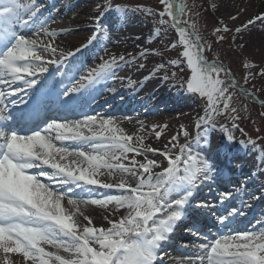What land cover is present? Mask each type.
Segmentation results:
<instances>
[{"label":"snow or ice","instance_id":"6c2138e0","mask_svg":"<svg viewBox=\"0 0 264 264\" xmlns=\"http://www.w3.org/2000/svg\"><path fill=\"white\" fill-rule=\"evenodd\" d=\"M159 5V10L140 5L133 9L120 5L113 8L111 0H104L95 7L98 15L93 18L92 35L80 48L65 52L54 42L55 37L64 34L63 30L57 33L49 29L50 18H42L38 0H0V264H162V250L184 219L196 191L221 175L212 160L194 151V147L209 144V132L215 129L218 116H228L233 121L231 128L220 125L231 143V129L237 128L235 121L241 119V109L232 103L234 94L257 98L238 84L223 62L210 61L205 55L212 44L191 18L201 14L194 3L159 0ZM209 8L215 10L217 4L210 2ZM113 11L124 18L129 12L159 17L156 23L160 27L153 29L146 43L159 38L169 21L175 29L178 43L168 47L180 46L182 51L168 63L173 67L186 64L190 75L173 86L205 102L204 114L195 123L196 137L190 141V133L183 124L180 133L171 136L169 143L172 148H179L178 154H171L168 145L163 151L146 145L144 136L126 133L111 117L97 114L69 119L67 115H58L75 112L82 107L84 93L91 95L97 85L117 79L121 67L131 66L137 59L131 53L101 56V62L78 81L63 68L101 34L107 36L102 21ZM238 15L230 19L235 20ZM257 22L264 24V13L236 27L235 33L247 31ZM229 30L227 25L215 28L216 41H223L224 36L218 34ZM236 38L233 36V41ZM148 54L145 48L138 56L144 58ZM152 54H156L154 50ZM53 65L55 68L50 70ZM138 67L143 68L144 64ZM164 67L157 65L153 71ZM244 67L253 65L245 63ZM259 74L264 75V69ZM57 76L61 79L57 80ZM175 77L173 72L162 79ZM66 78L68 84L63 83ZM247 78L246 75V81ZM134 83L129 80L130 86ZM257 102L264 105V101ZM53 107L56 115L49 114ZM166 127L152 126L157 139ZM157 128L160 131H155ZM180 134L185 142L172 143L178 142ZM148 153H159L167 166L149 159ZM137 156L144 160L138 161ZM157 168L161 171H154ZM105 175L109 181L101 179ZM113 177L115 182H111ZM88 186L116 189L119 194L103 198L69 195L74 188L83 192ZM242 187L236 188V193ZM230 198H234L232 192L226 190L221 194V202ZM87 205L106 209L110 214L126 211L118 219L106 216L108 227H97L83 211ZM243 207L251 205L244 203ZM244 215L242 210L232 207L218 219L225 225L230 218ZM211 231L209 228L208 232ZM194 234L199 236L198 232ZM204 240L207 242L199 245L192 243L195 254L185 256L178 264H264V227L212 239L204 236ZM61 251L67 255L60 254ZM12 253L20 254L22 261L11 260Z\"/></svg>","mask_w":264,"mask_h":264},{"label":"rangeland","instance_id":"374dc122","mask_svg":"<svg viewBox=\"0 0 264 264\" xmlns=\"http://www.w3.org/2000/svg\"><path fill=\"white\" fill-rule=\"evenodd\" d=\"M48 1L49 0H38V3L42 8V18H47V16L49 18L50 16L51 20L49 19L48 24L49 29L56 30L57 33H60L61 30H63L64 32V34L58 35L54 38V42L56 45L59 46V49L65 52L67 51L64 48H66L67 46L69 47V50L74 49L75 45L72 44L71 38H69V32H77L84 34L81 43L85 42L86 39L92 35V31L95 27L93 23V18L98 15L96 11L93 12V10H88L87 12H80L77 14L74 13L72 15V18H74L73 22H64L62 20L57 19L56 13L59 6L57 7V9L47 11L49 10L48 7L50 5V2L48 3ZM21 2H30V0H21ZM103 2L104 0H85L82 4H87L94 8L98 3ZM184 2L189 5L194 3L197 6L196 10L201 13L198 17L191 18L195 19L198 22L199 31L201 35L212 44L211 49L205 52V55L208 57V59L210 61L218 59L219 61L223 62L225 67L231 70L234 79L238 82L239 85H242L245 88L249 89L258 101H264V75L259 74L261 69H264V42H258V40L250 38L248 36L250 33L252 34V28H248L247 31H244L239 34L235 33V28L240 26L239 23L243 22V20L248 17L247 13L249 11H245L247 17H245L244 14V18H242L241 12L239 13L237 19L232 20L230 19L233 14L232 11L230 12L221 0H184ZM210 2L217 4V8L215 10L209 8ZM111 4L113 8H115L116 5H120L121 7H127L129 9H133L137 5L150 7L153 10H159L161 8V6L159 5V0H111ZM201 5L202 7H200ZM54 6L55 5H53L52 7ZM52 7H50V9ZM71 12L72 10L69 11L67 14H70ZM118 14L120 16H114V20L112 22H117L120 19H126L129 22V26L131 27V29H129L130 31L128 30L127 32L129 33V37L132 36V42L130 44L114 45L113 48L110 50H108L109 48L101 50L95 56L96 58L94 57V65H97L98 60H100V57L104 56L105 53H112L114 55L131 53L133 56H137V59L131 66H127L126 69L122 71V73L120 72V74H117V76L121 77L122 79L125 78L123 80H127L128 76L131 77L137 74H142L144 77L155 75L158 77L157 85L165 87L164 90L166 88L168 89V91L176 89L179 92L180 88L173 86L174 83L178 82L181 79H186L187 76L190 75V72L189 70H187L186 64H183L181 67H173L171 64L168 63L170 60L177 59L179 52L182 51V48L180 46L175 49H169L168 47L171 43H178V37L176 35L175 29L171 26V22L169 21L167 25L163 26L161 36L159 38L153 39L151 43H146L153 29L155 27H160L156 23V21L159 20V17H147L141 12H129L126 18L122 17L120 13ZM82 17L83 20L81 21L80 18ZM111 18L113 17H111L110 14L106 16V19ZM165 19L167 20L168 18L165 17ZM223 25H227L230 30L228 32H220L218 35L224 36V40L217 42L216 36L213 34V30L217 27H222ZM134 27L136 28V31L132 29ZM68 30L69 32H67ZM122 33H124V31H122ZM107 34H110V30H107ZM28 35H31V33ZM104 36L105 35L101 34L100 37L93 43V46L97 44L96 42H101V39ZM233 36L237 37L235 41H233L232 39ZM59 43H63V45L60 46ZM240 45H243V47H240ZM93 46H89L88 48H91ZM96 47H98V45H96ZM145 48L149 50V54L147 55V57L144 58L139 57L138 53L143 51ZM153 50L156 53L155 55L152 54ZM82 55L80 57H77L76 59H80ZM93 62H91V64ZM245 63L253 65V67H244ZM140 64H144V67L139 68L138 66ZM160 64H164L165 67L154 72L153 70L157 67V65ZM173 72L176 73L175 80L169 79L168 81H164L162 79L165 74L171 76ZM123 73H125L124 76H122ZM246 75L248 77L247 81L245 80ZM78 80L80 79H77L76 81ZM230 91L232 90L230 89ZM183 95L185 101L190 102L189 104L191 105V108L188 109L189 111L185 115V117L176 120V125L171 128L170 132L168 133L169 135L166 139L162 138V136L157 139L154 133L150 135L149 131L144 128L143 130H139V132L144 137L148 138L150 141L153 142L154 139L157 140L156 144L160 146L159 148L161 150H165V145H168V148L170 149L171 154L173 155L179 153V148H172V145L169 143L171 136L180 133V125L183 124L190 133L188 139L190 141L193 140L192 136L197 135L196 131L198 132V129L195 126L196 120L198 116L204 114L205 102L202 99H200L199 97L193 98L186 92ZM257 100H253L252 97H240L238 93L234 94L232 103L234 106H237L241 109V119L235 121L238 127L231 129V134L234 136V140L229 143L226 139L225 133L220 130L221 124H223L225 127L231 128L233 121L228 116H218L216 117L215 121V129H212V131H210L212 135H215L217 137H212L209 146L205 147L204 149L202 148L203 151H201L200 153L206 155L209 159H211L212 154H214L216 150L219 149V154L224 151L226 159L225 162H228L230 165L228 167L232 169L234 168L232 167L234 159L238 157L241 158L242 163L239 165V168H244L245 170H247L250 173V176L251 174L253 175L254 172H260L262 178L254 176V184L257 185V187H263L262 191H264V186L260 185V182L264 181V162H262V160H264V115H261V113H264V105L257 102ZM118 102L120 101L108 102L109 107H107V109L114 107ZM244 105H247L246 111H244ZM152 116L154 115L152 114ZM241 129L243 131H241ZM249 140L253 141L254 143L249 144ZM184 142L185 137L180 134L178 137V142L172 143L183 144ZM233 154H235L234 157H231L230 155ZM243 155H249L248 159L244 160ZM147 156L149 159L157 160L162 167L167 166V161L164 159L163 156L159 155V153H149L147 154ZM136 159L142 162L144 160V157L137 156ZM225 162H223L224 165H226ZM156 170L159 172L161 171V168H157ZM234 170H236V168ZM53 186L57 187V185L55 184H53ZM228 186H232L231 183H229ZM232 187L234 188L230 190L228 189V191L234 192L236 194V187ZM212 188H214L213 185L210 186L208 190H205V192L207 191L209 193ZM212 191L214 192V190ZM254 196H257V194H254ZM216 203L217 200H214V202L208 203L207 205H212ZM90 206L94 208L97 207L94 205ZM244 209L245 208H243V211L245 212L246 209ZM103 211L104 213L98 215H91V213L88 212H85V214L91 216L94 224L97 227H108L107 220L105 219L106 216L109 219H118L119 216L124 214L126 210H121L120 212L115 213L113 216L112 214H110L109 211ZM201 213H203L204 216H208L207 208H203L201 210ZM209 215H212V212H210ZM242 217L243 216H238V220H242ZM212 220H216L215 213L212 215ZM208 229L209 228L207 227L205 230ZM189 232H191L190 238H192V243L198 244L197 242L200 241V233L199 236H197L196 234H194L196 232ZM173 242V245L168 247V249L166 250L169 260L172 262V258L174 256L179 257L182 249L188 251L191 249L196 250L190 246L192 243L182 241L180 240V238H174ZM185 245H189V248L185 247Z\"/></svg>","mask_w":264,"mask_h":264},{"label":"bare ground","instance_id":"6f19581e","mask_svg":"<svg viewBox=\"0 0 264 264\" xmlns=\"http://www.w3.org/2000/svg\"><path fill=\"white\" fill-rule=\"evenodd\" d=\"M83 1L85 0H49L48 3L50 2V5L48 7L49 10L47 11L57 9V7L59 6V8L57 9V13H56L57 19L62 20L64 22H73L74 18H72V15L74 13L77 14L80 12H87L88 10H93V12L95 11V7L92 8L91 6L87 4L83 5L82 4ZM221 1H223V3L225 4V7L229 9L230 12L232 11L233 13L232 16L237 15V13H241V9H244V11H242V18H244L243 17L244 14H245V17L248 16L247 18L251 19L255 15L264 13V0H221ZM53 5L55 6L52 7ZM50 7L52 8L50 9ZM71 10L72 12L70 14H67ZM246 10L249 11L247 13V16L245 12ZM110 16L113 18L111 19L105 18L102 22L107 27V30H110V34H107L106 37L104 36L101 42H96L97 43L96 45H98V47H96L95 45L91 48H87L85 50L83 49L85 53L77 61V65L82 66V67L86 66L85 67L86 71L80 74L78 72L72 71V74H73L72 76L71 74H68L70 78H72L74 75H77V74L81 77L87 75V73L92 68L95 67L94 65L95 62L93 61L96 58L95 56L100 52L99 50H105L106 48L107 49L109 48L108 50H110L113 48L114 45L130 44L132 42L131 41L132 36L129 37V33L127 32L129 29H131V27L129 26V22L126 19H120L117 22H112L114 20V16H117V17L120 16L116 12L110 13ZM247 18L243 20V22H240L239 25H242L243 23H245V21L248 20ZM80 19L82 21L83 17ZM132 26H135V25H132ZM249 28L253 29V30L251 29L252 34L250 33L248 35L250 38H254L258 40V42H264V24L257 22L254 26H249ZM132 29L136 31L135 27ZM122 31H124V33H122ZM67 32H69V30ZM27 34H30V32ZM83 37H84V34L77 33V32H69V38H71L72 44L75 45L74 49L80 48V46L85 43V42L81 43ZM59 45L61 46L63 45V43H59ZM68 48L69 47L67 46L64 49L66 51H71ZM82 51L77 53L75 57L80 55ZM109 55H114V54L105 53L103 57L108 58ZM72 60L73 58L69 59V62H72ZM91 62L93 63L90 64ZM100 62L101 60H98L97 65ZM126 67L127 66H122L119 71L121 72L122 70L126 69ZM54 68H55L54 65L50 66V70H53ZM75 70L77 71V69ZM124 75L125 73H123L122 76ZM127 78H129V76ZM123 79H121V77L118 76V78L115 80H107L105 82H102L101 84L97 85L94 90L91 91V95H89V93H84L83 97L81 98L82 107H79L77 110H75V112H72V113L60 112L58 115L60 117L67 115L69 119H82L83 115H97V114L105 116V117H111L114 120L118 121L120 126L124 128L126 133L130 135H142L139 132V130H141V125L144 126V129L149 131L150 135L152 133L155 134V132L152 129L153 125H167V127L163 130L161 134L162 138L166 139L169 135L168 133L170 132L171 128L174 125H176L177 123L176 120L182 119L183 117H185V115L189 111L188 109H190L189 108L190 106H188L187 103H184L181 100L173 101L170 95L162 96L161 89H159L155 85V82H157L156 81L157 76L148 77V78L145 77L141 81H139V85H138V81H136L135 78L132 77L135 83L131 86H129L127 82ZM65 80L67 81V83L69 82L67 78ZM135 86H136V89L134 88ZM57 87H59V85H57ZM110 101L112 102L120 101V103H118L117 105H115L114 107L110 109H107V107H109L108 102ZM87 111H89V113H87ZM49 114L56 115L57 114L56 108L53 107L52 111ZM152 114L154 116H152ZM155 131H160V129L157 128ZM156 141L157 140L154 139L152 142L148 138L145 137L144 143L152 148L161 150L159 148L160 146L156 144ZM161 151H163V149ZM211 160L214 164H217V167L219 166L218 168L221 172V175L215 178V183H214L216 187L217 195L210 193L211 195L206 196V193H204L206 188H204L201 185L199 189L196 191L194 197L191 199L190 205L194 206L195 205L194 201L196 200H200V199L205 200V198H209V197L216 199V196H218L220 203L218 204L217 209L211 208L214 206L207 205L208 204L207 202H204V204L197 205L201 208H207L208 215L210 214L211 211H213L215 213L216 220L218 223H220L218 219L219 216L226 214V212H223L226 209V206H229V207L230 206L231 207L241 206L242 207L244 203H247V204H250L251 207H247V208L244 207L246 211L245 212L243 211L245 215L242 217L243 219L240 218L242 220H238V216H236L235 218H230V222H226L225 225L220 226L221 230L215 227L214 224L212 225L214 220L210 219L209 218L210 216L208 218L201 217L200 219L201 221L199 222V224L193 226L191 224L192 216H202V214H200L197 210L193 209L192 207H189L188 210L185 212L184 220L178 223L174 231V232H177L183 226L184 231L182 234L179 233V238L184 239V241H187V243L193 242L192 239L189 238V234H190L189 230L196 228V226L202 227V226H207L208 224H211L212 227H215L214 229L215 236L227 235V234L234 235L236 232H243V231H259L261 227H264V197H263L262 192L258 191L262 187L261 188L256 187V185L254 184L253 178H250L249 180L247 179L244 180L245 178H243L242 175L246 173V171L243 169H238L235 171L229 170L227 168L225 169L221 163L222 155L219 156L218 151H216L215 154L212 155ZM154 171L158 172L156 169ZM101 179L104 181H109V177H107V175L101 177ZM233 180L236 183L235 184L236 188L241 187V185H243V187L241 188V191L238 194H236V197L230 198V199H227L221 202V194L226 191L225 190L226 183L233 182ZM115 181H116V178L113 177L111 179V182H115ZM207 182H210V181H207ZM256 191H258V194L255 200L253 199V197ZM73 194L77 196H84V197L92 196L95 198H103L104 195L119 194V192L114 191L112 189H109V190L102 189V194H100L97 191L93 193H84L82 191H75L73 193H70L69 195H73ZM64 203L65 205L67 204L66 199ZM89 206L90 205H87L86 207H84L83 211L91 213V215L102 214L104 213L103 210L108 211L106 209H101L99 207L94 208L92 206L90 207ZM114 214L115 213H112V216ZM112 216H109V217H112ZM204 236H207V235L203 232V237L200 236L201 239L199 242H197L198 243L197 245L207 242L204 240ZM166 248H168V246L163 249H166ZM47 250L52 251L54 249L48 248L47 246ZM183 252L185 253V255H182L183 257L181 259H183L185 256L194 255L196 250L194 251L183 250ZM60 254L63 255L65 253L61 252ZM161 254H162L161 256L163 257L162 262L167 261V263L169 262V264H178V261L180 260L178 259L180 258V256L179 257L174 256L172 258L174 262H172L169 260V257L165 253V251L164 252L162 251ZM2 255L3 254L0 253V257H2ZM9 258L17 262L22 261V257L20 256V254H16V253L9 254Z\"/></svg>","mask_w":264,"mask_h":264}]
</instances>
